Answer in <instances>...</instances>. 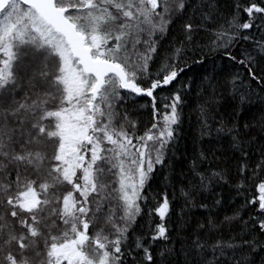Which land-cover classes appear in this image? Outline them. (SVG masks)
I'll list each match as a JSON object with an SVG mask.
<instances>
[{"label": "snow or ice", "instance_id": "snow-or-ice-1", "mask_svg": "<svg viewBox=\"0 0 264 264\" xmlns=\"http://www.w3.org/2000/svg\"><path fill=\"white\" fill-rule=\"evenodd\" d=\"M0 264H264V0H0Z\"/></svg>", "mask_w": 264, "mask_h": 264}, {"label": "trees", "instance_id": "trees-1", "mask_svg": "<svg viewBox=\"0 0 264 264\" xmlns=\"http://www.w3.org/2000/svg\"><path fill=\"white\" fill-rule=\"evenodd\" d=\"M188 132H189V127H188V124L186 123L185 124V133H184V135H185V141H182L181 143L183 144V143L187 142L188 143V146L191 147V140H190V138L187 135Z\"/></svg>", "mask_w": 264, "mask_h": 264}]
</instances>
